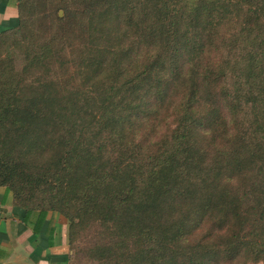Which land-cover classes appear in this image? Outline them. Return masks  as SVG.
I'll use <instances>...</instances> for the list:
<instances>
[{"label": "trees", "instance_id": "16d2710c", "mask_svg": "<svg viewBox=\"0 0 264 264\" xmlns=\"http://www.w3.org/2000/svg\"><path fill=\"white\" fill-rule=\"evenodd\" d=\"M46 4L0 31L13 204L61 215L68 248L98 222L97 259L264 262V0H60L73 36L34 27Z\"/></svg>", "mask_w": 264, "mask_h": 264}, {"label": "crops", "instance_id": "0c3cea01", "mask_svg": "<svg viewBox=\"0 0 264 264\" xmlns=\"http://www.w3.org/2000/svg\"><path fill=\"white\" fill-rule=\"evenodd\" d=\"M16 3L0 0V31L16 24ZM69 255L65 219L14 205L10 191L0 186V264H69Z\"/></svg>", "mask_w": 264, "mask_h": 264}, {"label": "rangeland", "instance_id": "374dc122", "mask_svg": "<svg viewBox=\"0 0 264 264\" xmlns=\"http://www.w3.org/2000/svg\"><path fill=\"white\" fill-rule=\"evenodd\" d=\"M60 0H47V4L44 6L43 10L46 12L45 18L42 20H38L36 24H34L35 28L41 29L42 31H48L52 29L51 26H56V28H61L62 30H66L70 32V36L75 34V29L78 27V19L72 15V13H68L66 17V21L62 24L60 22L56 23V17L63 15V10L59 9L57 4ZM68 9H74V5L67 4ZM170 119V118H169ZM234 225V223H229L226 225V228ZM210 229V223L206 220L202 223L201 227L197 232V236H200L202 233H208ZM258 231L257 228L252 227L248 224H244V228L240 234H244L243 240H248L252 237L253 233L256 234ZM113 240V237H111ZM111 240V241H112ZM98 241V243L96 242ZM111 241H109L106 236V232L103 233V227H101L98 222H92L82 228V230H78L76 235H73V240L70 244V264H119L113 259H97L95 257L94 252L92 251L93 246L98 245H108ZM253 262H247L246 264H252ZM220 264H233L232 262H223Z\"/></svg>", "mask_w": 264, "mask_h": 264}]
</instances>
